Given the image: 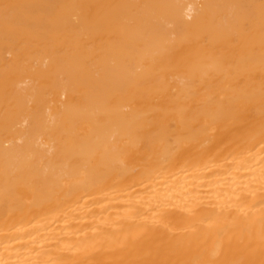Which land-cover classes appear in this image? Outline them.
<instances>
[{"label":"bare ground","instance_id":"obj_1","mask_svg":"<svg viewBox=\"0 0 264 264\" xmlns=\"http://www.w3.org/2000/svg\"><path fill=\"white\" fill-rule=\"evenodd\" d=\"M0 264H264V0H0Z\"/></svg>","mask_w":264,"mask_h":264}]
</instances>
